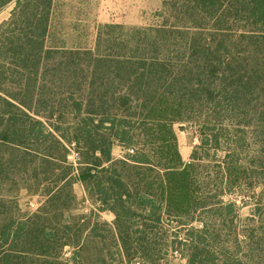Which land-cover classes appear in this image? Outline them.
<instances>
[{
	"label": "trees",
	"instance_id": "obj_1",
	"mask_svg": "<svg viewBox=\"0 0 264 264\" xmlns=\"http://www.w3.org/2000/svg\"><path fill=\"white\" fill-rule=\"evenodd\" d=\"M162 1L151 25L105 23L69 46L52 41L55 0H0L15 2L0 23V264H173L170 250L264 264V0ZM177 123L200 137L188 162ZM77 182L96 211L73 214ZM240 191L258 224L225 245L224 196Z\"/></svg>",
	"mask_w": 264,
	"mask_h": 264
},
{
	"label": "rangeland",
	"instance_id": "obj_2",
	"mask_svg": "<svg viewBox=\"0 0 264 264\" xmlns=\"http://www.w3.org/2000/svg\"><path fill=\"white\" fill-rule=\"evenodd\" d=\"M15 2L0 9V23L8 19ZM163 8L162 0H55L53 7V42L71 45L91 46L95 40L97 29L105 23H116L126 26H146L155 23ZM50 43H52L49 40ZM174 129L178 139L179 150L185 162L190 161L194 148L199 144L197 128L191 124H175ZM122 146L116 144L112 153L115 157L124 154ZM72 152L70 159L75 158ZM77 202L73 214H90L96 209V203L87 197L85 189L80 182L74 185ZM256 193L261 191V186L254 188ZM246 192V191H245ZM238 192L226 194L225 201L235 200L237 207L231 208L228 213L229 221L222 230L223 243L229 245L232 231L234 229H248L253 224H258L259 211L257 204L249 200L248 193ZM19 204L24 212H33L40 206L41 197L31 194L25 189L16 192ZM96 211V210H95ZM261 215L264 213V204H261ZM101 221L113 224L115 215L111 211L99 212ZM264 216V215H263ZM93 217V216H92ZM255 218L253 222L252 219ZM199 225V223H195ZM162 228L168 232L169 242L176 237L181 238L183 234L181 226L172 220L165 219ZM167 234V233H166ZM167 258L173 264H185L186 260L180 256L178 251L170 250ZM137 262V261H136ZM137 264V263H136Z\"/></svg>",
	"mask_w": 264,
	"mask_h": 264
}]
</instances>
